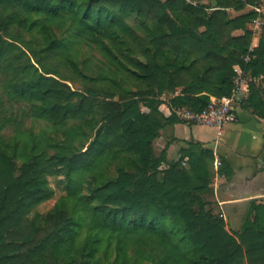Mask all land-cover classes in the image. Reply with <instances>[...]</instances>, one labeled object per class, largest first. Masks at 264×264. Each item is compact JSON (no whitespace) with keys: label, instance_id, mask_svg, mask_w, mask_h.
<instances>
[{"label":"trees","instance_id":"trees-1","mask_svg":"<svg viewBox=\"0 0 264 264\" xmlns=\"http://www.w3.org/2000/svg\"><path fill=\"white\" fill-rule=\"evenodd\" d=\"M256 2L0 0V107L21 112L12 140L0 133V264H264V204L227 228L212 149L153 148L174 108L231 95L236 65L264 72V24L255 47L248 27L260 14H232ZM52 178L63 193L39 213Z\"/></svg>","mask_w":264,"mask_h":264},{"label":"crops","instance_id":"crops-1","mask_svg":"<svg viewBox=\"0 0 264 264\" xmlns=\"http://www.w3.org/2000/svg\"><path fill=\"white\" fill-rule=\"evenodd\" d=\"M191 1L215 4V0ZM253 7L254 5H246L232 14L254 11ZM260 12L258 23L256 19L248 23V27L254 32L252 47L258 45L261 26L264 24V7ZM234 68L241 76L234 101L235 120L226 123L220 134L216 127L179 120L164 126L153 142L156 145L157 140L160 141L158 150L161 151L169 141L166 146L167 161L178 159L182 155L180 149L186 148L189 141L212 149L214 161L218 159L221 162L219 166L224 171L219 175V166L216 167L213 161V192L209 199L213 202L215 211L220 212L226 222L234 218L241 220L236 228L232 226L229 229L227 225L231 231L239 230L250 201L264 204V81L262 84L253 83L259 88L261 97L259 100H252L249 98L250 71H244L238 65ZM160 110L165 115L170 114L167 100L160 105ZM186 159L187 156L184 157ZM162 167H166V163ZM236 214H239L238 217Z\"/></svg>","mask_w":264,"mask_h":264},{"label":"built area","instance_id":"built-area-1","mask_svg":"<svg viewBox=\"0 0 264 264\" xmlns=\"http://www.w3.org/2000/svg\"><path fill=\"white\" fill-rule=\"evenodd\" d=\"M262 7H264V0H257L253 8L254 11L260 14ZM260 16L255 18L257 23ZM248 79L249 82L262 84L264 81V72L257 75L250 74L248 75ZM234 81L236 87L233 89V93L231 95H223L219 98L211 99L200 111H193L185 107H178L174 108V113L182 121L216 127L217 133L220 134L222 127L226 123L235 120L234 101L238 85L241 81L240 74H237ZM220 163L221 162L218 159L214 161L216 167H218Z\"/></svg>","mask_w":264,"mask_h":264},{"label":"rangeland","instance_id":"rangeland-1","mask_svg":"<svg viewBox=\"0 0 264 264\" xmlns=\"http://www.w3.org/2000/svg\"><path fill=\"white\" fill-rule=\"evenodd\" d=\"M93 54H95L96 58L94 60L91 58L93 60L92 62H93V64L94 63L97 64L99 68H104L110 64L108 59H105L104 57L100 56L99 54L96 53V51H93ZM68 84L71 87H74V88L78 87L79 88V86L76 84H73L70 82H68ZM166 100H167V97L164 96L163 101H166ZM24 103H22V104H24ZM10 104H12V108L9 107ZM22 104H20V105H22ZM17 106H18V103H9L5 99V101L2 102V106L0 107V126H1L0 127V133L7 140H12L11 136H13V134H14L16 124L13 122H6V119H10V121H12V120H18L21 117V112L18 110ZM142 108H145V107H142ZM44 126H46V125L42 121L40 123L39 122L38 123H35V122L32 123V119L28 116H26L24 123H23V127H25V128L32 127L35 132H38V130ZM153 148H154V151L156 153H158L160 151V150H158V149H160V141L157 140L156 145L153 144ZM112 170H113V167H111V171ZM56 184H57L56 179H53V178L50 179V185L54 189V196L50 200H47V201L41 203L36 208L37 211H39V213H45L47 210H49L53 206V204L56 202V200L60 197V195L63 193V190L60 187H57ZM236 215H237L236 217H238L239 214H236ZM240 222H241V220H239V219H235V218L231 219L230 221H227L228 228L231 229L230 227H232V226L234 228H236L239 226ZM99 256H101V253ZM141 264H151V263L150 262H142Z\"/></svg>","mask_w":264,"mask_h":264}]
</instances>
